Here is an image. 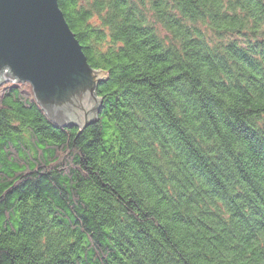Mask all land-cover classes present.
I'll return each mask as SVG.
<instances>
[{
    "label": "trees",
    "instance_id": "16d2710c",
    "mask_svg": "<svg viewBox=\"0 0 264 264\" xmlns=\"http://www.w3.org/2000/svg\"><path fill=\"white\" fill-rule=\"evenodd\" d=\"M56 2L100 108L0 87V264H264V0Z\"/></svg>",
    "mask_w": 264,
    "mask_h": 264
},
{
    "label": "water",
    "instance_id": "95a60500",
    "mask_svg": "<svg viewBox=\"0 0 264 264\" xmlns=\"http://www.w3.org/2000/svg\"><path fill=\"white\" fill-rule=\"evenodd\" d=\"M105 73L89 66L56 0H0V87L25 84L47 119L83 129L95 121Z\"/></svg>",
    "mask_w": 264,
    "mask_h": 264
}]
</instances>
